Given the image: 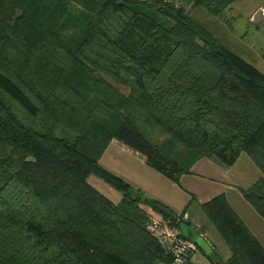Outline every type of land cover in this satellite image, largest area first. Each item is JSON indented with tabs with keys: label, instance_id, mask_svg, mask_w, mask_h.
I'll use <instances>...</instances> for the list:
<instances>
[{
	"label": "trees",
	"instance_id": "16d2710c",
	"mask_svg": "<svg viewBox=\"0 0 264 264\" xmlns=\"http://www.w3.org/2000/svg\"><path fill=\"white\" fill-rule=\"evenodd\" d=\"M178 1L222 19L241 0ZM112 139L174 182L202 159L231 167L246 154L260 176L241 192L264 217V73L189 11L173 0H0V264H171L145 207L173 212L100 165ZM201 206L228 245L221 263L264 264L223 193Z\"/></svg>",
	"mask_w": 264,
	"mask_h": 264
},
{
	"label": "rangeland",
	"instance_id": "374dc122",
	"mask_svg": "<svg viewBox=\"0 0 264 264\" xmlns=\"http://www.w3.org/2000/svg\"><path fill=\"white\" fill-rule=\"evenodd\" d=\"M173 1L176 5L184 7L186 11H189L196 19L206 25L228 48L264 73V18L257 21L254 20V23L249 20L254 10L259 6H264V0L234 2L230 8L224 11L222 19L212 17L203 9H193L183 1ZM77 11L79 10L76 8L72 10L73 13L79 15L82 19H88V14ZM153 17L167 26L165 23L167 21L164 17L158 14L153 15ZM122 91L125 92L123 89ZM160 139L158 136L157 140ZM111 141L99 159L100 164L105 165L124 180L132 181V185L135 188H140L147 197L155 199L168 207L173 212L172 216H174L175 221L177 217H180L189 225H191L193 220L198 223L215 243L216 252L222 255L225 249L229 250L228 245L205 215L201 206L210 197L225 191L228 176L222 169L216 170L212 165L207 164V161H200L192 166L191 173L181 175L178 181L174 182L157 173V171L140 160L137 155L125 150L121 145L111 144ZM242 163L243 161H240L238 167L236 166L234 170L235 175L241 179L235 180L239 186H243L239 188L240 191L247 189L255 182V179L252 178V172L245 171V168L241 165ZM248 179L253 182L244 188V182ZM88 182L114 203L120 202L121 193L97 176L91 174L88 177ZM145 210L148 218L152 216L162 220L166 225H172L169 219L164 218L159 212L148 207H145ZM243 214L248 219L250 228L255 229L256 233L257 231H264V228H262L264 226L262 225L264 224L262 223L264 222L262 218L264 217L261 218L255 212L254 214L250 213V216L246 213V210L243 211ZM197 251L198 248L189 257V260ZM215 260H217L216 262H224L221 259L215 258ZM204 262L202 264H214L211 258L204 260Z\"/></svg>",
	"mask_w": 264,
	"mask_h": 264
},
{
	"label": "crops",
	"instance_id": "0c3cea01",
	"mask_svg": "<svg viewBox=\"0 0 264 264\" xmlns=\"http://www.w3.org/2000/svg\"><path fill=\"white\" fill-rule=\"evenodd\" d=\"M262 18H264V17H258L255 21L262 19ZM251 22L254 23V21H251ZM111 144L121 145L125 150L130 151L131 153L137 155L140 158V160H142L145 163V159L142 155H140L139 153L129 149L127 146L120 143L119 141L113 139L111 141ZM200 161H207L206 163L209 165H212L216 170L222 169L225 172V174L228 176V179L226 180L225 191H222L221 193H223L226 196V199H227L229 205L232 207V209L235 211V213L238 215V217L243 221V223L247 226V228L250 230V232L259 240V242L262 244V246H264V231H261L262 233L260 231H257V233H256L255 229L253 230L252 228H250V225L248 224V219L243 214V211L246 210V213H248L250 216H251L250 213L254 214V212L258 215V213L254 210V208L244 199V197H243V195L239 189V188H242L243 186L241 187L235 182V180L239 179V178L234 173L235 172L234 170L236 169L235 167L236 166L238 167V165H239L238 163H240V161L241 162L243 161V163L241 165H243V167L245 168V171H248V172L251 171L252 172V175H253L252 178L255 180L260 176L259 170L254 166V164H252L251 160L249 159V157L246 154H241L238 161L231 167H223L211 159H202ZM200 161H198V162H200ZM100 165L102 167H104L105 169H107L108 171L113 172L108 167H106L105 165H102V164H100ZM239 180H241V179H239ZM125 181H127L132 187H134L132 185V181L126 180V179H125ZM252 182H253L252 180L248 179L246 182H244V186H245L244 188L248 187ZM137 189H140V188L137 187ZM221 193H219V194H221ZM217 195H218V193H217ZM262 219H264V218H262ZM262 223H264V222H262ZM262 225H264V224H262ZM191 226L193 228H195L200 233V235L206 240V242L209 244L210 248L212 249V252L209 255H205L198 248V251L191 257L190 260L187 261L186 264H202V263H205L204 260L210 259V257H209L210 255H212V257H215L216 259H221L222 261H226L229 258L230 251L228 249H225L223 251L224 253H222V255L220 253L216 252L215 243L212 241V239L209 237V235L205 231L202 230V228L200 227V225L198 223H196L193 220L191 222ZM262 228H264V226H262Z\"/></svg>",
	"mask_w": 264,
	"mask_h": 264
},
{
	"label": "built area",
	"instance_id": "2783aa9c",
	"mask_svg": "<svg viewBox=\"0 0 264 264\" xmlns=\"http://www.w3.org/2000/svg\"><path fill=\"white\" fill-rule=\"evenodd\" d=\"M258 17H264V6L254 10L249 20L254 21ZM148 229L169 249L172 256L171 264H186L189 257L197 250L195 243L186 240L177 227L166 225L162 220L149 216Z\"/></svg>",
	"mask_w": 264,
	"mask_h": 264
},
{
	"label": "water",
	"instance_id": "95a60500",
	"mask_svg": "<svg viewBox=\"0 0 264 264\" xmlns=\"http://www.w3.org/2000/svg\"><path fill=\"white\" fill-rule=\"evenodd\" d=\"M169 221L171 222V224H174L175 222L174 216H171L169 218ZM178 229L181 235L186 240L195 243L196 247L199 248L205 255L211 254L212 249L210 248L209 244L206 242V240L200 235V233L195 228H193L189 224L180 223L178 225ZM215 264H223V263L215 262Z\"/></svg>",
	"mask_w": 264,
	"mask_h": 264
}]
</instances>
